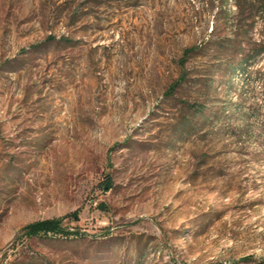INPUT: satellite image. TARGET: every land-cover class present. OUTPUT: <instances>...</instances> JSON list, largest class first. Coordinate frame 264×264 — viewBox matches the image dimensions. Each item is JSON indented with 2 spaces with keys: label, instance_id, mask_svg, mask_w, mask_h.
Instances as JSON below:
<instances>
[{
  "label": "rangeland",
  "instance_id": "obj_1",
  "mask_svg": "<svg viewBox=\"0 0 264 264\" xmlns=\"http://www.w3.org/2000/svg\"><path fill=\"white\" fill-rule=\"evenodd\" d=\"M0 264H264V0H0Z\"/></svg>",
  "mask_w": 264,
  "mask_h": 264
},
{
  "label": "trees",
  "instance_id": "obj_2",
  "mask_svg": "<svg viewBox=\"0 0 264 264\" xmlns=\"http://www.w3.org/2000/svg\"><path fill=\"white\" fill-rule=\"evenodd\" d=\"M195 48H190L185 50L184 56L181 60V68L183 69L181 72V75L179 76L178 80L169 88V90L166 92L168 96L173 95L176 90L182 86L183 83L186 82L187 77L186 73L184 72V68L186 65V60L189 57L190 53L195 52ZM107 184L109 187H112V182L107 181ZM22 232L28 236V237H35V236H41V235H55V236H65L69 237L72 235H79V232L70 229H66L62 226V220L60 219H48L43 221H38L32 224L27 225L22 229Z\"/></svg>",
  "mask_w": 264,
  "mask_h": 264
}]
</instances>
